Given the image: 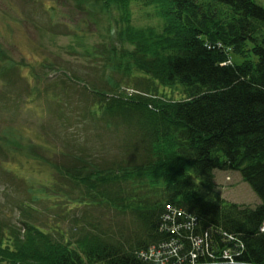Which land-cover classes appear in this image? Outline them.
Returning <instances> with one entry per match:
<instances>
[{
  "label": "trees",
  "instance_id": "trees-1",
  "mask_svg": "<svg viewBox=\"0 0 264 264\" xmlns=\"http://www.w3.org/2000/svg\"><path fill=\"white\" fill-rule=\"evenodd\" d=\"M75 2L106 15L108 41L133 48L101 102L100 121L122 140L124 159L95 162L88 149L84 159L71 157L61 178L69 191H84L72 201L101 215L86 211L68 230L58 224L67 217L40 223L33 207L22 209L19 224L0 219V264H161L140 254L172 241L159 228L166 204L195 216L197 235L207 239L197 259L184 240L181 260L164 249L162 262L229 264L223 252H231L236 264H264V7L257 0ZM136 5L154 10L160 23L133 26ZM216 171L239 172L261 205L211 202ZM56 187L55 195L70 196Z\"/></svg>",
  "mask_w": 264,
  "mask_h": 264
},
{
  "label": "rangeland",
  "instance_id": "rangeland-1",
  "mask_svg": "<svg viewBox=\"0 0 264 264\" xmlns=\"http://www.w3.org/2000/svg\"><path fill=\"white\" fill-rule=\"evenodd\" d=\"M257 3L264 7V0ZM105 19L98 8L92 11L87 3L75 0H0V219L19 224L27 216L23 211L33 207L41 213L40 223H56L57 213L67 217L58 224L68 230V221L80 222L86 211L101 215L97 206L72 201L81 200L84 191L81 187L69 191L61 171L74 165L71 157L84 159L88 153L83 149L108 154L93 155L95 162L118 160L119 140L113 129L98 128L102 109L92 99L98 89L109 91L106 81L121 78L106 67L104 50L115 42L108 41ZM132 19L139 29L160 23L154 10L137 5ZM215 176V191L207 195L211 202L218 203L220 196L242 206L261 205L239 172L216 171ZM51 185L70 196L55 195ZM38 197L41 200L34 202ZM184 227L178 220L173 229L183 232ZM197 246L191 251L192 261L200 256ZM173 258L181 260L179 255Z\"/></svg>",
  "mask_w": 264,
  "mask_h": 264
},
{
  "label": "bare ground",
  "instance_id": "bare-ground-1",
  "mask_svg": "<svg viewBox=\"0 0 264 264\" xmlns=\"http://www.w3.org/2000/svg\"><path fill=\"white\" fill-rule=\"evenodd\" d=\"M241 264H248V263H241Z\"/></svg>",
  "mask_w": 264,
  "mask_h": 264
}]
</instances>
